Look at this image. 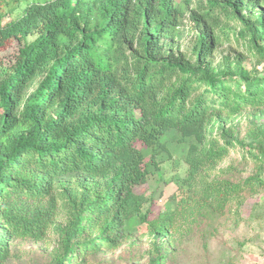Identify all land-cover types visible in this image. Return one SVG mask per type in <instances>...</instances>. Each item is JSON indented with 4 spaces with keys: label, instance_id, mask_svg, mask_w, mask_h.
Listing matches in <instances>:
<instances>
[{
    "label": "trees",
    "instance_id": "1",
    "mask_svg": "<svg viewBox=\"0 0 264 264\" xmlns=\"http://www.w3.org/2000/svg\"><path fill=\"white\" fill-rule=\"evenodd\" d=\"M2 2L0 264L19 263L24 244L32 264H180L182 244L206 248L238 225L264 191V126L240 137L221 120L264 110V70L207 59L237 42L264 63V0ZM185 17L193 63L160 45ZM179 147L185 175L164 180L176 190L150 220L133 189Z\"/></svg>",
    "mask_w": 264,
    "mask_h": 264
},
{
    "label": "rangeland",
    "instance_id": "2",
    "mask_svg": "<svg viewBox=\"0 0 264 264\" xmlns=\"http://www.w3.org/2000/svg\"><path fill=\"white\" fill-rule=\"evenodd\" d=\"M2 1L0 0V5H2V12H4L8 7H5ZM258 14V9L254 11L245 9L243 11V15L251 19H254ZM196 40V27L188 17H185L182 21L180 37L174 39L162 38L160 45L163 44V52L172 54L173 58L180 60L182 63H193L195 62L193 49ZM237 44V42L226 43L214 49L207 59L209 65L215 70H221L227 66H234L240 60L241 64L247 69L257 68L259 71H263L264 63L258 64L257 60L249 57V53L244 49L245 46L242 47ZM17 47V44H12V47L6 52L8 57H5L4 53L2 58L4 57L5 61L7 59L12 61ZM221 122L225 128H231L238 136L245 137L249 131L264 126V110L257 112L246 110L233 119H222ZM216 128L217 126L214 127V129ZM216 132L214 131V134ZM136 146L139 147V145ZM183 153V147L173 150L168 164L163 165L161 171L151 174L144 184L135 186L133 189L135 194L142 195L146 200L143 209L149 210L148 218L150 220L166 211L168 200L176 190V184L172 179L169 182L164 180H169L172 176L182 178L185 175L187 165L183 161ZM233 158L231 154L221 162L215 168L216 173L232 163ZM252 170L253 167L249 164L245 168L246 173H243L242 176L246 177ZM236 218L239 220L238 225L220 229L219 234L208 241L206 248L201 247L198 242L182 244L183 248L181 249L179 263L264 264V191L247 200L239 209V216ZM143 229L144 227L140 228L139 232L142 233ZM55 239L56 237H52L48 248L53 246ZM21 248L24 255L20 262L10 264H32L34 262L35 258L30 252L34 250L35 246L24 244ZM119 252H115L112 257L114 258ZM123 264H127V262Z\"/></svg>",
    "mask_w": 264,
    "mask_h": 264
}]
</instances>
